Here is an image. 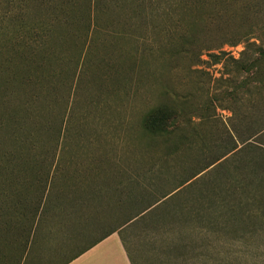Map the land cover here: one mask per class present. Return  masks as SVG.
<instances>
[{
    "label": "rangeland",
    "instance_id": "1",
    "mask_svg": "<svg viewBox=\"0 0 264 264\" xmlns=\"http://www.w3.org/2000/svg\"><path fill=\"white\" fill-rule=\"evenodd\" d=\"M145 1L147 4L148 0H105L106 13L89 30L90 53L76 69L64 121V137L74 161L67 167L62 194L54 201L67 205L78 199L77 211L65 226L57 225L60 219L51 214L49 245H35L21 263L23 246L13 237H0V264H63L154 201L143 213L146 217L138 215L124 232L133 248L146 250L145 256L155 253L150 250L153 244L177 243L189 249L187 258L208 264H264V229H255L258 220L264 228V217L250 218L245 225L239 218L230 219L222 207V216L215 219L221 226L211 227L215 218L210 212L212 201L227 199V184L207 175L212 166L190 179V187L178 191L204 164L233 146L234 140L238 148L242 146L232 130L233 110L250 109L256 122L246 137L251 138L253 149L264 148V130L254 134L264 128V99L238 103V93H232L244 75L232 59L224 65L203 55L209 61L191 68L186 67L187 60L163 67L164 58L146 51L144 20L132 17V11L142 10ZM113 8L120 11L115 20L108 14ZM225 8L230 14L224 17L228 31L242 34L253 27L250 41L264 40V0H230ZM78 38L75 42L85 36ZM244 44H225L222 50L228 55L224 58H239ZM75 48L72 41L66 49ZM257 65L264 70V61ZM74 66L69 63L66 68L73 72ZM258 78L264 91L263 73ZM166 83L171 89L169 98L163 95ZM173 96L176 104L171 102ZM164 101L172 111L181 107L184 113L177 116L176 127L168 135L153 133L146 126L148 111ZM185 133L191 147L178 144ZM216 141L220 147L215 146V153H206L203 159L200 144ZM20 192L29 205L38 190L33 186V193L31 187ZM15 200L19 201L10 196L8 202Z\"/></svg>",
    "mask_w": 264,
    "mask_h": 264
},
{
    "label": "trees",
    "instance_id": "2",
    "mask_svg": "<svg viewBox=\"0 0 264 264\" xmlns=\"http://www.w3.org/2000/svg\"><path fill=\"white\" fill-rule=\"evenodd\" d=\"M104 2L0 0V5L4 4L0 7V237L4 236L7 240L13 237L23 246L18 263L27 259L35 245H49L51 214L60 219L57 225L65 226L68 217L77 211L78 199L71 200L67 205L54 201L62 194L67 167L74 161V156L69 152V142L64 137L66 101L70 97L76 69L78 65L82 66L90 53L88 49L92 37L90 41L88 39L92 34L89 30L92 25L98 26L99 17L106 13ZM229 2L148 0L147 4L144 2L142 10L132 11L135 13L132 17L144 20L142 37L147 45L146 51L155 58H164L163 64L161 62L163 67L185 60L189 62L187 68L209 60L227 65L226 62L232 59L237 70L244 75L232 95L238 93V103L245 105L254 97L264 99L258 78L259 74L263 73L264 76V70L257 65L258 61H264V40L260 43L250 41L253 27L242 34L228 31L224 17L228 14L225 7ZM156 3L160 7L152 6ZM240 11L244 16L247 15L245 8ZM119 13L118 8L108 12L112 18ZM81 36L85 38L75 42ZM72 41L77 48L68 52L66 48ZM242 42L245 44L239 58L230 55L224 58L228 55L222 50L225 44L237 45ZM203 55H207L209 60H204ZM69 63L75 65L73 72L66 68ZM163 95L166 98L171 95L167 83ZM174 96L171 102L176 104ZM171 108L166 101L151 108L146 117L147 128L153 133L164 135L174 131L175 119L184 113L181 107L178 112ZM249 110L248 107L245 110L240 108L233 110L232 114V130L242 146L238 148L237 141L233 139V146L204 164L178 190L190 187L191 182L187 183L190 179L212 166L207 175L227 184V199L212 201L210 212L215 218L210 225L213 228L221 226L215 219L222 216V207L229 213L230 219L239 218L245 225L252 218L258 220L264 217V148L253 149L251 138L246 137L245 133L252 132L256 122ZM263 130L259 129L254 134ZM180 140L179 145L184 143L191 147L192 141L187 133L181 135ZM215 146L219 148L220 144L217 141L200 144L202 158H205L206 153H215ZM12 185L14 190L11 189ZM33 186L38 192L36 199L28 205L21 199L23 195L20 191L21 188L31 187L33 193ZM10 196L19 201L10 204ZM155 203L146 206L136 216L126 218L63 264L71 262L114 232L120 233L122 240L129 243L123 233L125 226L133 223L138 215H144ZM261 223L258 220L256 230L264 229ZM202 225H206L205 222L202 221Z\"/></svg>",
    "mask_w": 264,
    "mask_h": 264
},
{
    "label": "crops",
    "instance_id": "3",
    "mask_svg": "<svg viewBox=\"0 0 264 264\" xmlns=\"http://www.w3.org/2000/svg\"><path fill=\"white\" fill-rule=\"evenodd\" d=\"M133 247L114 232L67 264H208L203 259L187 258L189 249L177 243L153 244L150 250L155 253L146 256L143 254L146 250Z\"/></svg>",
    "mask_w": 264,
    "mask_h": 264
}]
</instances>
